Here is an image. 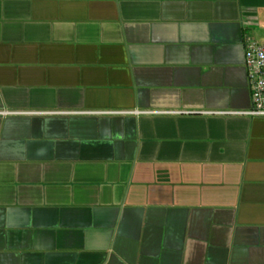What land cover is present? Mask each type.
Masks as SVG:
<instances>
[{"label":"crops","instance_id":"crops-1","mask_svg":"<svg viewBox=\"0 0 264 264\" xmlns=\"http://www.w3.org/2000/svg\"><path fill=\"white\" fill-rule=\"evenodd\" d=\"M246 37L264 0H0V264H264V118L205 114ZM132 110L183 114H90Z\"/></svg>","mask_w":264,"mask_h":264},{"label":"built area","instance_id":"built-area-1","mask_svg":"<svg viewBox=\"0 0 264 264\" xmlns=\"http://www.w3.org/2000/svg\"><path fill=\"white\" fill-rule=\"evenodd\" d=\"M245 47V69L248 76V82L251 92V108L247 111H208L206 115L221 116H248L253 118H264V43L257 42L246 37ZM21 114L9 111H0L1 116ZM36 114V113H29ZM90 114H108V115H180L178 111H109L95 112Z\"/></svg>","mask_w":264,"mask_h":264}]
</instances>
